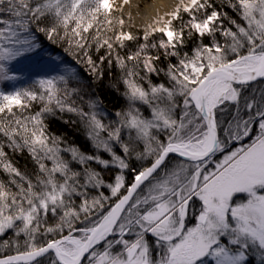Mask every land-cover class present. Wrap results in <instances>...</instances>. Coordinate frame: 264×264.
Wrapping results in <instances>:
<instances>
[{"label":"snow or ice","instance_id":"snow-or-ice-1","mask_svg":"<svg viewBox=\"0 0 264 264\" xmlns=\"http://www.w3.org/2000/svg\"><path fill=\"white\" fill-rule=\"evenodd\" d=\"M129 3L0 0V264H264V0H177L142 34ZM113 67L109 118L81 84Z\"/></svg>","mask_w":264,"mask_h":264}]
</instances>
